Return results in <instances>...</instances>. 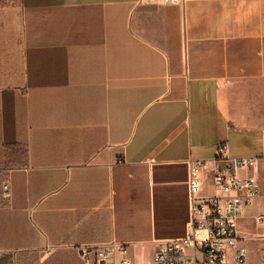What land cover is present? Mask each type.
<instances>
[{
	"label": "crops",
	"instance_id": "0c3cea01",
	"mask_svg": "<svg viewBox=\"0 0 264 264\" xmlns=\"http://www.w3.org/2000/svg\"><path fill=\"white\" fill-rule=\"evenodd\" d=\"M220 144L264 156V0L0 7V264H85L111 242L153 264L186 233L188 160L212 194Z\"/></svg>",
	"mask_w": 264,
	"mask_h": 264
},
{
	"label": "built area",
	"instance_id": "2783aa9c",
	"mask_svg": "<svg viewBox=\"0 0 264 264\" xmlns=\"http://www.w3.org/2000/svg\"><path fill=\"white\" fill-rule=\"evenodd\" d=\"M179 4L184 0H163ZM205 160H188V221L183 237L162 240L153 255V264H247V250L238 233L244 211L260 197V186L250 172L264 165V156L228 157L226 146L216 148L210 170L212 194H201V172ZM2 193L9 195L6 176ZM264 224V213L257 216ZM85 264H134L124 244L106 243L81 250Z\"/></svg>",
	"mask_w": 264,
	"mask_h": 264
},
{
	"label": "rangeland",
	"instance_id": "374dc122",
	"mask_svg": "<svg viewBox=\"0 0 264 264\" xmlns=\"http://www.w3.org/2000/svg\"><path fill=\"white\" fill-rule=\"evenodd\" d=\"M230 144L231 156L245 153H258L259 151L256 147L250 148V150H244V146L239 145L235 140H230ZM260 185L262 187L261 180ZM256 215L258 214L251 212L245 219L243 229L240 230V234L246 239L245 244L248 249L247 264H264V228L258 224ZM137 264H150V259L145 257L142 260H138Z\"/></svg>",
	"mask_w": 264,
	"mask_h": 264
},
{
	"label": "trees",
	"instance_id": "16d2710c",
	"mask_svg": "<svg viewBox=\"0 0 264 264\" xmlns=\"http://www.w3.org/2000/svg\"><path fill=\"white\" fill-rule=\"evenodd\" d=\"M20 0H0V7L18 4Z\"/></svg>",
	"mask_w": 264,
	"mask_h": 264
}]
</instances>
